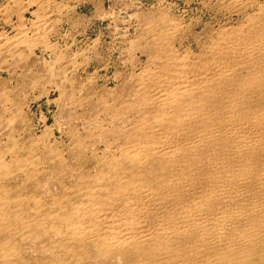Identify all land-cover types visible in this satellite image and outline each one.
I'll use <instances>...</instances> for the list:
<instances>
[{
    "label": "bare ground",
    "instance_id": "bare-ground-1",
    "mask_svg": "<svg viewBox=\"0 0 264 264\" xmlns=\"http://www.w3.org/2000/svg\"><path fill=\"white\" fill-rule=\"evenodd\" d=\"M42 9L31 26L18 16L20 33L0 47V55H10L5 62L31 60L38 46L54 51L55 60L65 57L49 40L51 28L39 32ZM247 21L222 30L198 53L152 33L156 49L147 54L146 77L135 79L134 91L112 97V110L89 117V131L75 130L70 144L65 132L58 140L47 118L42 134L22 143L16 130H25L27 115L22 106L4 121L17 105L0 81V126L8 128L0 137V264H264V19ZM166 23L172 33L174 21ZM19 43L27 54L18 52ZM49 60L43 63L53 72ZM97 74L78 88L71 78L68 89L53 85L60 98L76 90L99 95V111L111 98L92 90ZM126 110L142 114L131 121L132 132L117 125ZM96 138L105 149L94 172L83 151ZM115 141L121 153L109 156Z\"/></svg>",
    "mask_w": 264,
    "mask_h": 264
},
{
    "label": "rangeland",
    "instance_id": "rangeland-1",
    "mask_svg": "<svg viewBox=\"0 0 264 264\" xmlns=\"http://www.w3.org/2000/svg\"><path fill=\"white\" fill-rule=\"evenodd\" d=\"M86 1L89 2L77 11H75V8H69V10H67L68 6H62V4L56 2V4L61 7V11L57 9L53 10L52 13H50L49 19L44 11L43 14L45 17L43 16L41 18V20L43 19L41 21L43 23H41L42 25L40 26L39 32H47L48 29L51 28L50 31L47 32L50 37L49 40L50 42H53V44L58 43L55 45H58V50L62 51L60 53L65 57L62 56L63 58L55 60V52L52 50L44 51L41 46L36 48L35 57H32L31 60H20V56H15L13 58L8 57V61L5 62L4 60L8 54L3 53L0 55V76L3 77H0V81L7 82L11 87L9 100H12V103L19 106V109L17 106L16 109L14 108V112H8L5 114L7 117L4 118V121L8 120V117L9 119L12 118L13 113H18L19 110H22L21 107H24H22L23 110L20 112L27 115L28 118L25 130H22L23 127L20 124L21 116H24L23 114H20V118L17 119L13 125H19L22 127H14L15 130L18 127L20 128L21 132L18 128L16 132L19 134H16V132L15 134L18 138L21 136L24 138L22 139L24 140L22 143L25 142L27 137L42 134L47 126L44 123L45 118L48 119L47 124L49 126H56L58 140H61V132L66 133L65 136H63V139L68 142V144L72 142L71 135L73 132L75 133V130L83 133L86 131L88 132L89 130H86V128L93 125L91 121L94 122L93 118L97 112L100 113V111L102 112L104 109L110 110L113 108L112 102L115 100L117 93L121 92V90H125L126 93L134 91L135 79L140 76L146 77L144 68L148 62L147 54H152V50L156 49L154 47V39L152 38V40H150L152 33L157 32L159 34L160 37L158 38L157 36L159 42L162 41L164 44L167 43L166 45L175 42L174 46L183 52L184 50L186 51L189 49L198 53L201 49H207L214 39H219L222 30H237L239 24L248 22L247 19L249 16L251 18L253 17L254 22L264 19V13L260 12L258 6V3H260L263 5L264 9V0ZM39 9L40 7L38 10ZM26 19L28 22L30 21V25L32 20L35 19L34 12L31 13V17L30 15L26 16ZM167 19L169 20L167 23H169L171 19L174 21L172 27L175 28L172 33H170L171 30L169 31V28H164L163 26ZM151 21L153 23L152 29L148 27ZM17 25L18 24H16V26ZM161 25L163 26V29H161ZM16 26L11 33H0V44H2V46L0 45L1 49L3 46V49L8 48L4 44L5 39L16 38L15 35L20 33L18 29V31L16 30ZM42 28L44 31L41 30ZM33 30L34 31L31 30V33L29 32L30 30L28 31L31 36L35 35L34 33L35 30H37V27H34ZM172 36L174 37V40ZM21 45H18V47L17 44L15 45L18 52L21 50L23 53L27 54V46L23 43ZM161 55L162 57H165L163 53H161ZM43 60H49L50 64H55V73H60L58 78H56L57 75L55 76L53 73L54 71L52 72L44 66ZM17 62L19 63L17 64ZM162 63L161 60L156 62L157 65H161ZM6 69H8V71ZM95 73L98 74L96 81L94 80L96 83H93L92 90L98 88L102 94L110 95L111 106L108 105L109 108L108 106H103V103H100L101 109L98 111L97 105L99 101L97 100V102L96 98L98 99L99 95L97 96L96 94V96H92L94 95L92 94L91 97L86 90H76L75 93H67L66 97L60 98L59 91H56L55 85H53V81L55 80V83L62 84V86L65 85L64 87H67L68 89L70 88L69 79L71 78L75 81L73 87L78 88L80 87L79 85L81 81H86L85 79L95 75ZM64 74H66V77ZM51 75L55 77H51ZM40 77L43 78L40 79ZM50 78H52L51 81L49 80V83H47V80ZM41 85L44 87V91L42 90L43 87H41ZM11 91H13V93ZM46 91L49 92L47 93ZM58 98L60 100H58ZM93 107L94 109H92ZM17 109L18 111L16 112ZM93 111L95 114L92 113ZM141 115L142 114L139 115L136 110H126L123 117L117 120V125L127 126L132 132L133 126L131 121H139ZM89 117L93 118L91 119ZM126 117H129L127 122L125 121ZM88 118L90 120H88ZM85 123L89 124L86 125ZM4 124L5 123L3 122L0 126V137L8 132L6 130L8 128L6 124ZM4 128L6 129L3 130ZM22 131H26L25 134H23ZM92 131H94V129H92ZM113 144V147L111 146L110 149L106 150V153L109 156L112 155H110V153H113L116 150L118 153L114 152L115 154L119 155L121 153L120 141H115ZM87 145L88 146H86L83 151V154L86 157L85 166L92 171L97 172L96 170L100 167L97 165L96 161L97 158L101 160V156L103 157L102 151L105 149V146L100 144L99 138L88 141ZM98 146L99 152H95L94 150ZM40 153H42V151L37 149L36 154L44 155ZM42 168H48V163H46V161L45 163H42L39 170L41 171ZM44 178L43 180H45ZM30 187H32V184H30ZM32 190L33 189L30 188V191Z\"/></svg>",
    "mask_w": 264,
    "mask_h": 264
},
{
    "label": "crops",
    "instance_id": "crops-1",
    "mask_svg": "<svg viewBox=\"0 0 264 264\" xmlns=\"http://www.w3.org/2000/svg\"><path fill=\"white\" fill-rule=\"evenodd\" d=\"M42 1H43V4H41ZM42 1L32 0V2H31V0H17V2H16V0H0V7H1L0 8V33H3V32L11 33V32H13L16 24H18L17 26H19L21 17L22 18L24 17L23 20H25L26 16H28V15H30V17H31V13L36 11V12H34V14H35V13H37V11H40L42 8V5L44 8V9H42V11H45V13L48 15V14L52 13L53 10L56 9L55 7H57V10L61 11V7L59 9V6L56 4V2L58 4H62L63 6H68L67 10H69V8H75V11L80 10L82 8V6H85V4L89 2L86 0H42ZM117 1H119V0H117ZM45 4H48V6ZM38 5L40 7L39 10L37 7ZM49 6H50V8H49ZM52 7L55 9H53ZM15 9H17V10H15ZM18 11L20 12L21 15L19 14ZM18 16L19 17L21 16V17L19 18ZM49 16L50 15H48V18H49ZM32 17H34V16H32ZM33 20H37V16ZM25 21H28V20L26 19ZM17 26H16V28H17ZM30 26H31V24H30Z\"/></svg>",
    "mask_w": 264,
    "mask_h": 264
}]
</instances>
